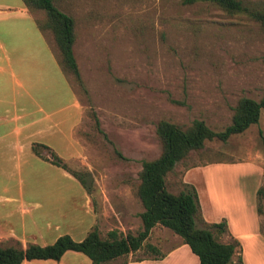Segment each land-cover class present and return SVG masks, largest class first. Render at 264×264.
<instances>
[{
	"label": "rangeland",
	"instance_id": "obj_1",
	"mask_svg": "<svg viewBox=\"0 0 264 264\" xmlns=\"http://www.w3.org/2000/svg\"><path fill=\"white\" fill-rule=\"evenodd\" d=\"M54 4L74 19L72 49L82 83L80 87L70 73L61 71L65 87L72 88L80 106L73 131L80 151L64 163L86 172L82 176L87 189L96 197L97 185L114 201L113 189L124 180L133 196L130 185L137 180L140 160L159 151L154 136L158 119L180 125L201 119L216 131L229 123L238 97L258 99L264 93V30L243 15L228 16L202 0H54ZM44 36L53 49L49 33ZM191 167L194 183L206 170L209 185L239 181L251 189L264 188V113L242 133L224 142L205 141L201 149L190 151L167 175V188L180 189V176ZM133 198L129 205L136 209L138 201ZM153 255L141 247L131 259Z\"/></svg>",
	"mask_w": 264,
	"mask_h": 264
},
{
	"label": "crops",
	"instance_id": "obj_2",
	"mask_svg": "<svg viewBox=\"0 0 264 264\" xmlns=\"http://www.w3.org/2000/svg\"><path fill=\"white\" fill-rule=\"evenodd\" d=\"M34 17L21 0H0V243L46 245L62 234L79 241L93 226L102 236L111 229L134 232L141 207L139 202L136 209L129 205L134 198L125 188L128 182L113 189L114 201L97 185L96 197L44 158L50 159L49 151L64 162L77 157L80 149L73 131L80 106L72 88L65 87L54 48L37 29ZM62 97H66L64 104ZM32 144L47 147L40 151L43 157L31 151ZM193 168L183 171L181 181L194 187L205 222H225L226 231L218 239L238 242L232 260L239 255L241 264H264V188L251 189L239 181L209 185L206 170L198 173L200 179L197 176L194 183ZM149 238L159 255L131 259L129 252L104 264L121 262L123 257L122 264H198L187 245L167 228L154 225ZM20 264H90V260L66 250L58 260L32 259Z\"/></svg>",
	"mask_w": 264,
	"mask_h": 264
},
{
	"label": "trees",
	"instance_id": "obj_3",
	"mask_svg": "<svg viewBox=\"0 0 264 264\" xmlns=\"http://www.w3.org/2000/svg\"><path fill=\"white\" fill-rule=\"evenodd\" d=\"M196 0H180L192 3ZM218 8L224 14L243 15L253 20L264 30V2H248L246 0H202ZM25 10L34 14V23L40 32L49 33L55 49V60L63 73H70L81 87V78L73 44L75 41L74 19L58 9L54 0H21ZM41 17H36L37 13ZM264 62V55L261 56ZM264 113V93L258 99L240 96L231 107L230 121L220 130L210 129L201 119H192L186 125H180L161 118L155 122L154 136L159 145L158 154L150 159H141L137 170V180L131 184V192L139 202L141 210L137 213L140 224L134 232L121 233L111 229L100 235L95 226L85 236L73 240L69 235H59L52 243L39 245L27 243L21 246L18 241L0 243V264H20L23 260L52 259L58 260L66 250L80 252L90 264H104L115 257L134 252L141 247L155 257L159 255L156 246L146 242L149 230L154 225L167 228L177 235L183 244L197 257L198 264H241L239 255L235 261L232 256L238 252L236 240L221 242L218 236L226 231L222 220L216 223L205 222L200 214L195 189L192 185L181 182V188L170 191L166 185V177L173 171L176 163L185 161L190 151L201 149L205 141L216 139L226 141L234 134H240L250 125L259 121ZM94 125L98 131V120ZM42 144H32L31 151L43 157ZM50 163L66 170L86 189L82 175L85 173L69 169L64 161L54 152H50ZM261 188L258 189V194ZM257 211H261L258 203Z\"/></svg>",
	"mask_w": 264,
	"mask_h": 264
}]
</instances>
